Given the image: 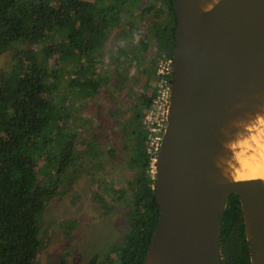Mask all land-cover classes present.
Instances as JSON below:
<instances>
[{
  "label": "trees",
  "instance_id": "trees-1",
  "mask_svg": "<svg viewBox=\"0 0 264 264\" xmlns=\"http://www.w3.org/2000/svg\"><path fill=\"white\" fill-rule=\"evenodd\" d=\"M141 1L0 0V56L9 45H38L56 36L59 40L52 48L53 54L58 55L59 62L69 63L71 69L64 93L60 92L58 66L52 69L41 65L33 50L25 51L7 76H0V264H36L43 243V211L76 161L78 133L65 129V110L77 97L94 96L101 81L108 80L95 76L101 44L122 22L120 6ZM159 1L166 17L151 29L161 40L152 58L155 75L158 58L170 46L173 50L168 54L173 56L177 28L174 0ZM152 7L145 6L142 14ZM129 23L126 21L125 26ZM154 92L151 88V96L140 101L132 114L134 119L129 121L130 133L126 137L132 150L130 165L139 168L138 192L126 214L129 231L107 264H145L160 215L142 112L150 106ZM97 146V141L92 142L83 153L92 160ZM43 158L49 168L46 183L38 180L35 170ZM221 250V264H252L236 194L230 196L225 210ZM98 257L93 254L84 264H99Z\"/></svg>",
  "mask_w": 264,
  "mask_h": 264
},
{
  "label": "water",
  "instance_id": "water-1",
  "mask_svg": "<svg viewBox=\"0 0 264 264\" xmlns=\"http://www.w3.org/2000/svg\"><path fill=\"white\" fill-rule=\"evenodd\" d=\"M174 9V75L155 174L160 215L145 264H221L232 194L251 263L264 264V179L233 182L218 163L230 154L223 145L232 123L264 108V0H174Z\"/></svg>",
  "mask_w": 264,
  "mask_h": 264
},
{
  "label": "rangeland",
  "instance_id": "rangeland-1",
  "mask_svg": "<svg viewBox=\"0 0 264 264\" xmlns=\"http://www.w3.org/2000/svg\"><path fill=\"white\" fill-rule=\"evenodd\" d=\"M148 5L153 7L143 15ZM120 10L123 20L101 44L96 68L95 76L108 80L101 81L94 96L77 97L65 110V129L78 133L76 161L43 211V243L36 264H84L93 254L99 256V264H107L129 231L126 214L138 192L139 168L130 165L132 150L126 135L130 133L129 121L134 119L135 107L155 88L157 76L152 72V58L161 40L151 29L166 14L159 0H142L120 6ZM58 40L49 36L38 45H9L0 56V76H7L24 52L33 50L41 65L52 69L58 66L60 92L64 93L71 69L69 63L59 62L58 55L53 54ZM172 50L170 46L158 61ZM144 108L143 114L147 107ZM96 141L97 153L90 160L83 151ZM48 169L47 159L43 158L35 168L38 180L46 183Z\"/></svg>",
  "mask_w": 264,
  "mask_h": 264
},
{
  "label": "clouds",
  "instance_id": "clouds-1",
  "mask_svg": "<svg viewBox=\"0 0 264 264\" xmlns=\"http://www.w3.org/2000/svg\"><path fill=\"white\" fill-rule=\"evenodd\" d=\"M213 7V3H208L203 11H211ZM234 126L232 138L223 145L231 155L224 159L226 167L222 168V175L233 182L264 178V108L254 116L236 120Z\"/></svg>",
  "mask_w": 264,
  "mask_h": 264
},
{
  "label": "built area",
  "instance_id": "built-area-1",
  "mask_svg": "<svg viewBox=\"0 0 264 264\" xmlns=\"http://www.w3.org/2000/svg\"><path fill=\"white\" fill-rule=\"evenodd\" d=\"M174 75V58L164 54L158 61L156 69L155 92L150 106L143 116V127L148 136V152L152 156V172L156 174V162L163 135L168 124V110Z\"/></svg>",
  "mask_w": 264,
  "mask_h": 264
},
{
  "label": "bare ground",
  "instance_id": "bare-ground-1",
  "mask_svg": "<svg viewBox=\"0 0 264 264\" xmlns=\"http://www.w3.org/2000/svg\"><path fill=\"white\" fill-rule=\"evenodd\" d=\"M234 125V123H232V126ZM229 139H231V137H229ZM228 139V140H229ZM231 155V153L228 155V156H230ZM228 156H226V157H228ZM225 156H220V157H218V163L221 165V167L222 168H225L226 167V164L224 163V159L226 158ZM227 179H229V180H231V178L230 177H228ZM247 179H250V178H247ZM264 179V178H263Z\"/></svg>",
  "mask_w": 264,
  "mask_h": 264
}]
</instances>
